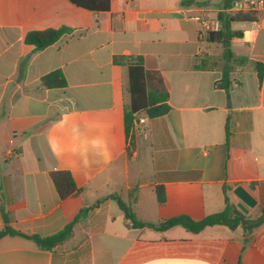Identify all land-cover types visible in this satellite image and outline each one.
<instances>
[{"label":"crops","instance_id":"obj_1","mask_svg":"<svg viewBox=\"0 0 264 264\" xmlns=\"http://www.w3.org/2000/svg\"><path fill=\"white\" fill-rule=\"evenodd\" d=\"M182 1L111 0L96 13L70 0H0V230L50 237L87 210L52 251L0 239V264H264V225L249 235L221 225L141 228L113 197L152 225L224 211L225 188L247 217L262 214L264 12L232 24L242 36L230 40L229 61L222 44L200 37L199 22L229 10L227 0ZM62 27L70 32L44 50L26 42ZM139 60L170 108L154 119L136 114L128 133L130 68ZM226 68L228 91L215 87ZM59 71L66 86L44 87ZM60 171L79 195L61 199L51 176Z\"/></svg>","mask_w":264,"mask_h":264},{"label":"trees","instance_id":"obj_2","mask_svg":"<svg viewBox=\"0 0 264 264\" xmlns=\"http://www.w3.org/2000/svg\"><path fill=\"white\" fill-rule=\"evenodd\" d=\"M78 7L87 9L92 12H107L111 8V0H70ZM191 0L182 1L183 5L189 4ZM235 0H227V11L220 12L218 19L222 22V29L217 32H210L206 35V40L212 44H222L225 47L226 52L224 55H228L225 58H233V53L227 45L230 44V40L234 37H241V32H235L231 29L233 23L238 22H253L258 21L260 18V12L253 11L251 9L233 11V5ZM70 29L62 27L60 29H48L44 31H33L28 34L26 38L27 44L34 45L38 51L44 50L49 46L58 42L65 34L69 33ZM244 60V59H242ZM240 62V61H237ZM140 63V60H139ZM137 64L130 68V95L131 104L127 107L126 111V129L130 133L134 126V120L136 114L146 113L151 119L164 116L169 111V105L167 100L169 98L168 93H160L152 90L148 87L149 74L145 71L142 64ZM230 71L225 69L224 77L222 80L215 83V87L218 89L229 90L232 82L230 80ZM42 84L46 88H63L66 86V80L62 72H55L42 78ZM54 185L61 197V199H67L73 196H77L81 193L69 172L60 171L51 174ZM2 189L1 177H0V192ZM226 207L225 210L210 215L202 221H193L190 217L183 215L177 218H173L162 222L158 225L144 224L139 222L136 215L133 213L130 207H128L120 197L113 196L116 199L125 212L127 219H129L133 226L136 227H148L159 231H164L174 226H182L190 232L199 233L207 227L211 226H226L231 230H236L241 227L244 230L245 235H249L258 230L264 225V208L262 214L257 219H250L247 217L237 206L231 203L227 189H224ZM157 195L160 203L165 202V193L162 187L157 188ZM87 210L83 209L81 213L75 218V220L67 225L65 229L58 234L50 237H40L36 235H25L19 231L14 230L9 225H6L0 230V239L6 236H21L33 240L39 249L44 251H52L59 244L67 240L73 231L75 224L85 215ZM5 221L7 217L3 212Z\"/></svg>","mask_w":264,"mask_h":264},{"label":"built area","instance_id":"obj_3","mask_svg":"<svg viewBox=\"0 0 264 264\" xmlns=\"http://www.w3.org/2000/svg\"><path fill=\"white\" fill-rule=\"evenodd\" d=\"M248 9L257 12H264V0H260L256 2H248V3H243L241 1H238L234 4L232 8L233 11H241ZM199 22L201 26V34H200L201 38H205L206 35L210 32H217L222 29V22L218 18L205 17L199 19ZM9 154L13 155L15 154V152L11 151Z\"/></svg>","mask_w":264,"mask_h":264},{"label":"rangeland","instance_id":"obj_4","mask_svg":"<svg viewBox=\"0 0 264 264\" xmlns=\"http://www.w3.org/2000/svg\"><path fill=\"white\" fill-rule=\"evenodd\" d=\"M223 1H224V0H215L214 3H215V5H216V7H219V6H223V4H222ZM231 28H232V27H231ZM216 47H218V46H216ZM222 47H224V46H222ZM224 48H225V47H224ZM227 48L230 49V44L227 45L226 49H227ZM235 50H236L239 54H240V53H241V54H244V49H242V50H238V49L235 48ZM224 52H226V50H225ZM226 56L228 57V55H225V57H226ZM238 56H244V55H238ZM233 57H234V55H233ZM234 60H235V59H234ZM229 61H230V59H229ZM142 153H143V155H145V151H142Z\"/></svg>","mask_w":264,"mask_h":264}]
</instances>
